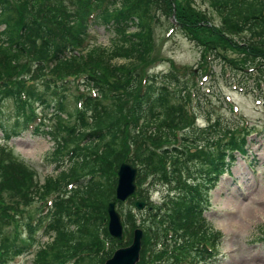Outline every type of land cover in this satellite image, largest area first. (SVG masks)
I'll return each mask as SVG.
<instances>
[{
	"label": "trees",
	"instance_id": "16d2710c",
	"mask_svg": "<svg viewBox=\"0 0 264 264\" xmlns=\"http://www.w3.org/2000/svg\"><path fill=\"white\" fill-rule=\"evenodd\" d=\"M77 1L74 3L77 12L69 14L61 6L62 0H0V264L13 256L33 253L36 264H104L117 247L131 242L137 228L144 230L139 264H177L189 257L187 247L196 249L202 239L217 254L215 243L221 237L214 234L202 213L210 206L208 193L220 176L230 170L237 155L247 156L249 131L245 130L248 136L242 134L239 125L228 126L220 118L208 119L203 127L194 126L193 114L189 116L185 109L190 98L187 86L180 89L183 83L174 72L164 73L160 84L150 82L144 87H140L141 79L132 76L134 67L149 56L147 14L152 3L162 6L170 17L176 0ZM208 2L221 18L222 27L215 26L207 12L192 0L188 3V14L186 9L178 14L177 25L183 23L185 30L200 25L199 28L218 36L207 44L187 32L190 40L201 47L202 58L212 54L215 60L228 63L234 72L248 73L256 89H261L260 85L264 88V0ZM88 22L120 38L107 56L101 47L93 48L90 55L75 52L88 30ZM227 45L241 50L238 60L227 59L218 52L219 47L226 51ZM122 57L127 64L111 65L112 59ZM33 65V75L26 76ZM73 72L81 74L84 83L87 81L85 89L89 93L77 96L75 101L85 98L83 111L69 110V95L63 88L64 79ZM29 80L34 85L28 84ZM37 81L39 84L35 86ZM56 83L62 84L57 87ZM91 89L97 91L98 97H91ZM130 98L135 99L128 113L133 133L120 121L125 116L123 102ZM9 102H13L12 109ZM36 106L41 108L42 120L54 121L57 130L39 128ZM68 120L73 123L66 125ZM30 130L32 135H46L58 142L56 156L66 153L73 167L66 171L56 167L59 174L38 185L37 172L18 160L9 147L13 139ZM177 130L180 144L161 149L163 144H175ZM123 162L139 169L136 199L149 200L141 184L150 176L157 185L160 182L171 185L175 181L183 195L180 199L169 197L168 202L166 199V203L155 207V212L148 211L140 226L129 210L124 221L129 229L125 231L126 242L119 243L109 237L103 224L107 204L116 199L113 179L107 180V186L101 178L93 177L76 192L86 211L78 213L76 206L73 215L70 199L58 194L49 214L37 219L39 224L33 225L31 221L23 228L22 208L37 201L45 202L54 191L66 189L65 183L72 180L82 184L84 174L110 168L112 177ZM174 164L176 180L171 182L169 166ZM183 176L186 180L181 179ZM43 206L31 215L28 213L26 221L36 218ZM94 215L98 219L90 222ZM169 231L175 237L169 238ZM41 233L50 236V241L39 246ZM101 236L109 240L107 248ZM204 254L206 259L213 257L208 251Z\"/></svg>",
	"mask_w": 264,
	"mask_h": 264
},
{
	"label": "rangeland",
	"instance_id": "374dc122",
	"mask_svg": "<svg viewBox=\"0 0 264 264\" xmlns=\"http://www.w3.org/2000/svg\"><path fill=\"white\" fill-rule=\"evenodd\" d=\"M176 1L177 6L174 5L173 14L170 17L166 15L167 13L162 6L152 3L147 14L149 32L147 33L146 45L149 56L145 58L144 63L134 67L132 76L141 79L140 87H144L148 86L150 82L154 85L160 84V77L163 73L174 72L183 83L180 89H183L184 85L187 86L190 98L185 102V109L187 114H193L191 121L195 122L194 126L203 127L208 124V119L220 118L228 126L235 123L239 125V129L242 128V134L247 135L249 131L248 147L250 153L248 158L237 157L229 174H225L218 186L210 192V207L208 210H204L208 226L215 231L214 234L218 233L220 237L223 236V240L220 239L221 243L214 257L197 264H264V88L260 85L261 89H256L257 85L248 73L234 72L228 67V63L222 62L220 59L215 60V56L212 54L207 53L206 58H202L201 47L190 40L187 32H191L193 37L198 36L207 44H210L209 42L218 36H213L209 31L199 28L200 25L191 26L185 30L182 27L184 24L181 23L182 26L179 27L177 16L185 9L188 14L187 8H189L188 3L190 0ZM78 2L77 0H62L61 6L65 9V13L72 14L77 12L74 3ZM192 2L202 11L207 12L208 18L215 26L222 27L221 18L210 7L208 0H192ZM155 7H158V9L153 10ZM90 33L93 38L87 46L83 47L82 53L84 55H90L93 48L101 47L102 52L107 56L113 50L114 45L120 41L119 37L107 33L104 28H98L96 33L91 30ZM232 36L239 39L235 34H232ZM85 37L87 38V36ZM227 46L226 51L219 47L221 51L218 52H221L220 54L227 59L238 60L241 50L238 47ZM27 60L31 62L29 58ZM123 64H127L124 57L114 58L111 62V65L119 66ZM34 69L33 65L25 75L30 77L33 75ZM70 74L64 79L63 88L66 89V93L69 95V110L73 111L77 108L78 101L75 103L76 97L89 92L85 89L87 81L84 83L85 80L81 74L79 76L74 72ZM38 84L39 81L35 86ZM61 84L56 83V86L59 87ZM134 104L135 99L125 100L123 102L125 116L120 118L121 123L127 126L126 129L130 133H133L132 120L129 118L130 114L128 113L133 109ZM8 107L12 109L13 102H9ZM78 107L80 106L78 105ZM38 111L35 109L36 114ZM11 112L13 117V110ZM72 123L71 120L65 122L66 125ZM45 127L56 130L58 128L55 122L51 120L45 121V125H42L41 128ZM179 133V130H177L176 135ZM61 136L64 137L65 132L62 131ZM1 138L2 133L0 132ZM57 143L46 135L24 133L21 137L13 139L9 147L12 148V152L18 160L25 162L26 165L37 172L38 185H40L49 177L59 174L60 171L56 168L58 163H66L67 167L72 166V162L66 158V153L61 155L59 161H55L57 158L54 156V152L58 147ZM174 143L176 145L180 144L179 136L175 137ZM169 144L175 147L173 143H166L160 147L162 149L169 146ZM254 157L256 162L252 160ZM251 160L253 171L249 168V161ZM105 171L107 173L104 172L102 175L107 177L110 169ZM112 177L110 176V179ZM95 178H101L108 186L109 183L105 178L96 176L93 179ZM233 179H238L237 184L232 182ZM114 182L113 180V186ZM202 188L206 189L204 186ZM153 189L152 200L159 204L162 203L165 195L164 186L159 183V186H155ZM69 190H74V187L69 188L68 186ZM222 190L225 193H220ZM234 191L235 205L229 201L232 199ZM175 193L177 199H180L183 195L180 189H177ZM51 197L52 195L43 203L37 201L30 207L22 209L25 214L35 213L41 204L46 205ZM257 202H260V204L257 205ZM76 203L79 204L78 199ZM129 207V204L124 205L123 213H126ZM253 207L259 208L260 213H256L253 218L246 217L249 209L251 210ZM48 242L49 237H44L42 243ZM11 264L36 263L34 256H28Z\"/></svg>",
	"mask_w": 264,
	"mask_h": 264
},
{
	"label": "water",
	"instance_id": "95a60500",
	"mask_svg": "<svg viewBox=\"0 0 264 264\" xmlns=\"http://www.w3.org/2000/svg\"><path fill=\"white\" fill-rule=\"evenodd\" d=\"M121 169H122L120 172V174H121L120 175L121 176L120 184L121 185L119 184V187H118V198L120 200L124 201L131 194H133V192L135 190L134 181H135V176H136V170L131 168L128 165H123ZM122 171H123V173H122ZM125 173H126V175H125ZM136 206L139 209H142L144 207V204L137 202ZM109 213H111V216H112L111 217V219H112L111 220V228H112V230H114V231H112L113 234L115 236L122 237L121 236V227H120L119 217H118V215L115 214L116 212H115V204L114 203L110 204ZM142 235H143L142 231L137 230L135 232V239L133 241L132 246L127 248V249H124V250L117 252L116 255L111 260H109L106 264H136L139 261ZM118 254H121V255L118 256Z\"/></svg>",
	"mask_w": 264,
	"mask_h": 264
},
{
	"label": "bare ground",
	"instance_id": "6f19581e",
	"mask_svg": "<svg viewBox=\"0 0 264 264\" xmlns=\"http://www.w3.org/2000/svg\"><path fill=\"white\" fill-rule=\"evenodd\" d=\"M233 180H235V179H233ZM220 193H225V191L224 190H222V192H220ZM234 194H232V199H230L229 201L230 202H232L233 203V205H235L234 204V198H235V191L233 192ZM248 198V197H247ZM209 199H210V197H209ZM237 201V200H236ZM253 202H254V200H253ZM256 203V202H255ZM258 204L257 205H259L260 204V202H257ZM259 210V208H256V207H253L251 210L249 209V211H248V214L246 215V217H249V218H253L254 216H255V214L256 213H260V210ZM155 212V211H154ZM124 221H125V216L121 219V223H122V225H124L125 223H124ZM122 254V253H121ZM121 254H118V256H120Z\"/></svg>",
	"mask_w": 264,
	"mask_h": 264
}]
</instances>
